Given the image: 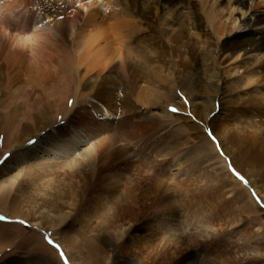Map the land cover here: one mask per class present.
<instances>
[{
    "label": "bare ground",
    "instance_id": "1",
    "mask_svg": "<svg viewBox=\"0 0 264 264\" xmlns=\"http://www.w3.org/2000/svg\"><path fill=\"white\" fill-rule=\"evenodd\" d=\"M249 1L254 12L264 5V0ZM200 2L0 0V111L4 117L13 116L5 110L8 100L14 103L13 112L26 111L41 96H51L42 87L55 75L62 84L52 109L59 111L61 92L68 89L66 73H71L67 79L73 85L71 106L59 123L66 134L59 135L54 128L41 132L50 122L43 118L40 134L29 135L30 144L15 140L7 160L0 164V204L5 209L1 211L37 228L68 264H94L81 235L103 241L110 256L125 253L127 241L129 250L134 249L129 255L143 264H168L173 259H179L175 264H185L190 258L197 259L196 264H213L206 258L211 257L208 248H213L219 264H252L247 263L249 258H264L256 242L261 234L252 228L251 235L234 242L211 225L212 213L219 221L221 215L226 221V214L237 209L246 213L242 196L260 219L264 217L257 208L259 202L255 203L264 185L253 180L252 197L235 182L227 165L231 163L235 170L238 161L225 143L231 128L237 141L247 129L263 143L264 39L252 28L243 37H231L226 23L211 24ZM240 5L246 1L221 5L212 0L208 10H229L231 16ZM251 16L245 27L264 25L263 15ZM154 28L164 39L171 33L181 34L196 47L175 59L168 46L151 41ZM129 73L132 85L128 88L125 74ZM229 90H249L253 95L248 105L255 104V111L247 106L241 113L228 104L224 97ZM188 107L190 119L197 122L169 112ZM111 118L116 121L109 122ZM239 143H246V138ZM261 143L253 140L250 146L258 144L257 154L263 156ZM191 151L204 165L194 172ZM245 160L247 166L251 164ZM231 187L240 188L241 193L222 203ZM202 197L213 207L210 218L203 214L199 219V210L190 211L198 222L193 229L185 227L187 221L182 218L187 208L182 214L175 204L195 205L200 200L201 210ZM0 217L4 218L2 213ZM108 259L103 264H109Z\"/></svg>",
    "mask_w": 264,
    "mask_h": 264
},
{
    "label": "rangeland",
    "instance_id": "2",
    "mask_svg": "<svg viewBox=\"0 0 264 264\" xmlns=\"http://www.w3.org/2000/svg\"><path fill=\"white\" fill-rule=\"evenodd\" d=\"M225 1H229V0H218V4L223 5L225 3ZM244 1H246V5L245 6L244 5L238 6L236 10H233L231 16L228 15L229 10L218 11V9L215 8L216 10H213L212 12L209 11L208 9L212 5V0H205V3L204 2L202 3V0H201L200 5H201V9L206 13V16L211 18V21H212L211 24L214 25V27L218 26V25L223 26L224 23L227 24L226 27L229 30V32L231 31L229 33V34H231V37H233V36L243 37L252 28V30H251L252 32L258 33V35L262 36L264 39V25L258 26V27H250V26L245 27V23H246L245 21L251 15H253L251 17H255V16L258 17L260 15L264 16V5L261 4L260 9L257 10L256 12H254L252 9L249 8L250 5H252V1H249V0H244ZM240 12L244 13L243 17L240 16ZM213 16H215V17H213ZM222 38H223V40H227L226 36H223ZM150 39H151V41H156V42L160 41L164 46L165 45L168 46V49L170 50L171 54H173V57L175 59H180L181 55L185 56V54H182V53L189 50V48L191 50L192 47H196L194 45L195 43L187 44L186 38L181 34L171 33L167 36L166 39H164V38H162V36H160L157 33L156 28L151 30ZM224 58L227 59L228 56H224ZM154 64H157V63H154ZM58 66L61 67L60 64H58ZM225 66H226V64L223 65V67H225ZM55 69H58L57 65H56ZM128 72H130L129 69H128ZM66 74L64 75L65 76L64 81L68 85L65 88V89L68 88L67 89L68 92H66L67 90L64 92H61V94L64 93V94H62V97L63 96L64 97L62 100L63 104H62L59 111L57 110V108H56V111L53 110V109H55L54 108V105L56 103L55 99L58 98V95L60 93V91L58 90L59 89L58 86L62 84V82H60V80H59L60 77L58 75L54 76V78H53L54 81L53 80L48 81V83H46V85H44L42 87V88H44V90L46 89V93L48 92L47 94H49L51 96H47V97L44 95L41 96L38 101L35 100L34 103H32V104L30 103L31 105L28 106V110H26V111L25 110H22V111H20V110L15 111L14 110V112H13L12 108H13L14 103L11 105L12 102H10L9 100L6 103H4V106L6 108L5 109L6 112L11 113V115H13V116L5 118L3 113L0 111V164L7 160L8 156H9L8 152L11 149L12 145L14 144L15 140L18 141V140L24 139L25 144L31 143L32 139L29 137V135L36 134V132L40 131V129L42 128L41 127V125H42L41 119H43V118L48 117L50 119V122H49V124H47V127H43L44 129L41 130V132L42 131L47 132L48 129L54 128V130H58L59 135L60 134H66V131L61 127V125H59V123L61 121H63V117L66 114V111L70 108L71 103H72V99H73L72 98V92H73L72 81H71V79H67L68 76H71V73H66ZM125 79L127 81L128 88L131 87V85H132L131 80L132 79H131L130 73L128 75L125 74ZM51 87H52V89H51ZM53 91H55V93H53ZM248 91L249 90H243V91L242 90H236V91L231 92V90H229V92H227V94H225L224 99L227 100L226 102H228V104L230 102L231 103L230 105H232L233 108H237L238 111H240L242 113L244 111L243 109L246 108L247 106H250L248 104L250 102H252L250 100V98L253 94L247 93ZM237 92L239 93L238 95H237ZM54 94L56 97L54 96ZM246 97L247 98L249 97V98L247 99ZM41 102H43V103H41ZM43 104H44V106H43ZM36 107H39L38 110H36ZM254 108L256 109V105L252 104L250 106L249 110L251 112H254L255 111ZM15 112H17V113H15ZM169 112L174 114V117L176 115L177 116L180 115V116H184V117L186 116L189 119L191 117L189 107L186 109H182V112H179V111H176V112L169 111ZM98 117L99 116H96V118H98ZM230 117H232V116H230ZM230 119L231 118H229L227 122L232 124V121ZM99 120H100L99 121L100 123H104V121H101L102 119H99ZM190 120L197 122L196 120H192V119H190ZM111 121H116V120L115 119L113 120V118H111V119H109V122H111ZM197 126L199 128V131L203 132L201 126L199 124ZM232 127H234V126H232ZM233 130L231 128V132L228 133V135L226 136L225 143L227 142L226 143L227 146L231 147L232 150L234 151V153H235L234 156L237 158L238 166L237 167L235 166V170H234V166H232L230 163L227 165V167H228L227 170L231 172L235 182L237 181L242 187H245L246 190L248 191V193H250V196L253 197L254 195L252 192L255 190H253L251 188L253 191L252 190L250 191L251 182L253 180H255L256 184L258 183L259 185H264V155L261 156V155L257 154V151L259 149L258 144L250 146V143H252L253 140L256 143H261V142L258 141L259 140L258 135L254 136V134H253V136L256 137V138H253L252 134H250L249 130H247V129H244L245 131L242 130L244 132L243 133L244 136H242V137L240 136L239 140L237 141V138H234V136H233V134H234L233 132H235ZM196 133H197V131H196ZM39 134H40V132H39ZM173 136L177 137V135H173ZM193 136L194 135H192V137ZM195 136H197V134H195ZM206 136H207V134H206ZM245 138H246V143H239L240 141L243 142L245 140ZM262 138L264 139L263 136H262ZM263 143H264V140H263ZM263 143H261V146L263 145L262 149H264ZM247 146H249L250 148L249 147L247 148ZM250 155L251 156L253 155V156L250 157ZM189 157H191L190 162H193V165L195 166V168L191 170L192 172L197 171V169H199V167L204 166L201 163L202 159L200 157H198L194 151H191ZM245 159L251 160V164H249L247 166V164H245L247 160H245ZM181 177L183 178V176H181ZM233 189H235V188L231 187V188L227 189V191L228 192L230 191V192L228 194H226L223 198H221L222 203H225L224 202L225 200L228 201L229 199H232L236 194L241 193L240 188L236 189V191ZM257 195H258V197H260L259 201H257L255 198V203L257 204L259 202L257 204L258 205L257 208L264 211V191L262 194L263 198L261 197V195H259V194H257ZM206 197H208V196H206ZM204 198L205 197L201 198L203 200V201H201L202 202L201 210L197 206V204H198V202H200V200L196 201L195 205H193V204L190 205V202H189V204H188V202H185V205L182 204L179 206L180 203L177 201H176L177 203L175 202L176 203L175 206L177 207V209H178L177 211L179 213H182V211L185 208H187L188 212L184 211V216L182 218V220H184L185 222L187 221L186 223H184L186 225L185 227L191 228V226H192L191 229H193V225H195V223L197 224V222H198L197 219L198 218L200 219L201 216H203V214H204V217L210 218V215H211L210 213H211L213 207L210 206L208 203H205ZM242 201L245 204L244 209H245L246 213L240 214L238 209H237L235 212L231 213V215L226 214V221L223 220L222 215L220 216V219L222 221H219L218 216H216V213H212L215 215H212L211 225L217 227L219 229V233H223V235L228 234V236H230L231 240H233L234 242L239 237H241L243 235H246V234L251 235L250 231L252 228V231L258 232L261 234V239L259 241H256V242L260 243L261 249L264 250V217L262 219H260L261 217H258L257 211H255L247 203V200L245 199L244 196H242ZM222 203H219V205H222ZM2 204L3 203L1 202L0 211L2 210L4 212L5 211L4 204L3 205ZM207 205H208V207H206ZM192 209H194V210H192ZM198 210H199V212H201L200 214L197 213V214H199V215H197L198 218L190 216V211L191 212L192 211L198 212ZM204 210H205V212H204ZM2 211L0 213L3 214L4 218L0 217V264H68L64 255L58 249V247L55 246L53 243H51L46 238V236H44L37 228L30 226L26 222H21L18 219L9 218L8 216L5 215L6 212L3 213ZM195 214L196 213H194L193 215L195 216ZM257 219H259V220H257ZM205 220H206V218H205ZM200 221L202 222V220H200ZM230 224H232V226L234 228L230 227L231 226ZM226 226L229 228H227ZM80 239H81V243H82L84 249L86 250V252H89V257L93 260L94 264H103V262L106 261L108 258H110V259H108L109 264H139L141 262L140 258L139 259L135 258L137 260L136 261V260H133L132 256H130V255H132L131 253L134 252L133 251L134 249L131 251L129 250L130 248L128 247L127 241L123 243V246L126 247L125 253L120 254L117 252V253L113 254L112 256H110V249L106 246L105 243H103V241H98L96 239L94 240L89 235H87V236L81 235ZM253 242H255V241H253ZM246 246H248V244H246ZM187 249L191 250L192 248H190V247L186 248V251H183L182 254L187 252ZM207 250H208V252H210L211 257L208 256L206 258L210 259V261H213L214 262L213 264H217V263L219 264L220 262L218 259L214 260L216 256H213V255H215L214 254L215 251L213 250V248L210 251H209V248ZM216 250L219 251L218 249H216ZM243 251H245V250H243ZM248 251H249V253H251L250 249L246 250V252H248ZM93 252L98 254V258L93 254ZM231 258L237 259V258H233V256ZM231 258H230V261L232 260ZM173 260H171L168 264H175L176 262H178L179 259L174 260V262H173ZM196 260L197 259H195V258H192V259L190 258L187 260V262L185 264H196ZM247 263L264 264V258H259V257L258 258L257 257L249 258L247 260ZM91 264H92V261H91ZM140 264H143V263H140Z\"/></svg>",
    "mask_w": 264,
    "mask_h": 264
},
{
    "label": "snow or ice",
    "instance_id": "3",
    "mask_svg": "<svg viewBox=\"0 0 264 264\" xmlns=\"http://www.w3.org/2000/svg\"><path fill=\"white\" fill-rule=\"evenodd\" d=\"M171 111L176 112L177 109L173 108V109H171ZM209 135L211 136V133H209Z\"/></svg>",
    "mask_w": 264,
    "mask_h": 264
}]
</instances>
